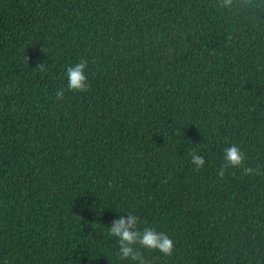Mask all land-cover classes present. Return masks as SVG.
<instances>
[{
	"label": "trees",
	"instance_id": "16d2710c",
	"mask_svg": "<svg viewBox=\"0 0 264 264\" xmlns=\"http://www.w3.org/2000/svg\"><path fill=\"white\" fill-rule=\"evenodd\" d=\"M222 5L0 0V264H135L128 212L174 241L148 264H264V0Z\"/></svg>",
	"mask_w": 264,
	"mask_h": 264
},
{
	"label": "clouds",
	"instance_id": "9594fccd",
	"mask_svg": "<svg viewBox=\"0 0 264 264\" xmlns=\"http://www.w3.org/2000/svg\"><path fill=\"white\" fill-rule=\"evenodd\" d=\"M232 3V0H223V5L226 6ZM43 51V49H42ZM88 62L81 59L74 65L67 66V89L59 88L55 93L57 100H63L65 91L72 92H87L90 85L86 69ZM35 69L41 72L47 71V65L40 63ZM191 163L195 166V170L200 171L206 164V159L203 155H198L194 149L190 153ZM225 164L220 168L217 175L223 177L225 171L229 167H241L244 164L245 154L240 146L233 144L224 149ZM254 169L247 167L244 169L245 175L253 174ZM109 235L116 237L119 243V257L122 260L130 259L135 264H148L143 253L137 248L153 250L160 252L163 256H171L174 252V241L162 231H157L154 227L140 228V219L132 212L126 213L125 216H120L119 219L112 221L109 227Z\"/></svg>",
	"mask_w": 264,
	"mask_h": 264
}]
</instances>
